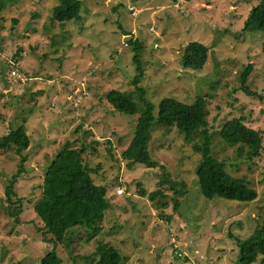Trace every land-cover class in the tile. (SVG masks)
Wrapping results in <instances>:
<instances>
[{"label": "rangeland", "instance_id": "374dc122", "mask_svg": "<svg viewBox=\"0 0 264 264\" xmlns=\"http://www.w3.org/2000/svg\"><path fill=\"white\" fill-rule=\"evenodd\" d=\"M78 1L81 21L62 25L49 19L58 0H21L0 10V136L25 125L30 137L28 162L15 185L24 200L19 223L7 215L4 190L20 159L14 148L0 151V264H41L50 253V236L44 235L34 206L65 143L84 149L91 179L107 189L111 208L96 240L114 246L122 264H239L237 239L255 231L264 238V32L243 31L259 0ZM133 38L144 66L141 87L155 118L164 99L191 105L197 97L211 96L206 118L211 155L231 175L247 180L257 192L254 201L204 198L196 178L199 153L177 128L168 133L155 123L150 155L185 183L178 210L174 191L159 186L160 169L129 167L123 160L145 106L134 95L138 113L128 116L106 97L112 91L134 92ZM190 42L209 49L201 71L180 65ZM248 65L253 68L248 87L256 95L251 98L240 90ZM242 116L263 138L261 156L251 163L219 135L227 120ZM118 187L124 195H116ZM159 190L165 196L153 202L150 195ZM96 240L88 241L80 228L55 252L62 264H87Z\"/></svg>", "mask_w": 264, "mask_h": 264}, {"label": "trees", "instance_id": "16d2710c", "mask_svg": "<svg viewBox=\"0 0 264 264\" xmlns=\"http://www.w3.org/2000/svg\"><path fill=\"white\" fill-rule=\"evenodd\" d=\"M21 0H0V10L7 4H16ZM35 1V0H30ZM147 1V0H142ZM81 2L78 0H58L50 16V24L60 25L70 21H81ZM244 32H264V0L254 6L248 13ZM134 47V63L137 76L132 82L134 92H110L106 100L117 112L128 116L138 113V105L133 97L139 99L145 106L134 129V135L129 147L123 152V160L129 167L142 166L146 169L162 171L159 186L168 185L174 191V208L181 207V199L186 195L187 187L182 181L172 178L167 169L154 161L150 155V142L155 123L170 133L174 128L184 135V139L199 153L200 163L197 167L200 194L211 200L223 198L229 201L252 202L257 198L256 190L244 178H237L227 171L226 164L211 155V133L206 118L208 116L207 101L211 96L197 97L193 104L185 105L173 99H164L159 105L157 118L154 116V106L146 100V93L141 87L144 79V66L140 60L139 42L130 40ZM209 49L198 42H190L182 50L180 65L189 71H201L208 59ZM253 72L248 65L240 75V90L247 97H255L248 87V79ZM1 118V113H0ZM247 118L235 117L227 120L219 130V135L229 146H237L238 156L251 163L261 156L262 133L253 130L246 124ZM79 125L78 128H81ZM77 128V129H78ZM15 150L19 157V171L5 187V202L7 215L19 223L24 212V200L17 197L15 185L25 171L28 162L26 152L30 148V137L25 125H19L6 135L0 136V151ZM111 152V150H110ZM83 148H74L65 143L58 150L56 157L47 169L42 185V196L34 206L37 217L43 223L44 235L51 245L50 253L41 260V264H62L55 252L56 245H68L77 229H84L88 241L96 240L103 232V223L111 203L107 197V189L99 186L91 179L92 171L83 163ZM165 195L157 191L150 195L154 202ZM163 205L162 201H157ZM253 233L248 239H237L239 247V264H254L261 258L259 264H264V238ZM97 241V240H96ZM94 257L85 259L87 264H122V258L116 248L110 243L97 241Z\"/></svg>", "mask_w": 264, "mask_h": 264}, {"label": "built area", "instance_id": "2783aa9c", "mask_svg": "<svg viewBox=\"0 0 264 264\" xmlns=\"http://www.w3.org/2000/svg\"><path fill=\"white\" fill-rule=\"evenodd\" d=\"M133 40L135 41L136 39L133 38ZM12 76L15 77L16 74L13 72V73H12ZM124 194H125V191H123V189H121V187H118V188L116 189V195L121 196V195H124Z\"/></svg>", "mask_w": 264, "mask_h": 264}]
</instances>
